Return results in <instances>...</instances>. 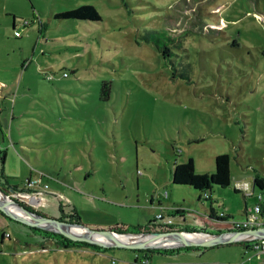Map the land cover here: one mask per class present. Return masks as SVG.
<instances>
[{"label": "rangeland", "instance_id": "374dc122", "mask_svg": "<svg viewBox=\"0 0 264 264\" xmlns=\"http://www.w3.org/2000/svg\"><path fill=\"white\" fill-rule=\"evenodd\" d=\"M86 3L102 20L54 17ZM0 83V191L14 204L67 221L75 208L94 229L165 232L160 199L185 210L170 230L210 233L227 226L221 213L242 219L255 205L235 183L264 177V0H0ZM220 153L232 179L211 199L172 183L174 162L213 172ZM41 173L61 196L44 207L27 200L41 188H25ZM31 227L0 208V264H144L139 249H67ZM186 246L149 264H264L242 242Z\"/></svg>", "mask_w": 264, "mask_h": 264}, {"label": "trees", "instance_id": "16d2710c", "mask_svg": "<svg viewBox=\"0 0 264 264\" xmlns=\"http://www.w3.org/2000/svg\"><path fill=\"white\" fill-rule=\"evenodd\" d=\"M54 17L57 19H86V20H92V21L102 20L101 13L99 12L97 7L93 3L81 4L75 8L59 11L54 14ZM13 27L16 30V22L13 23ZM16 37H20V36H16ZM167 51L168 49L164 50L163 53H166ZM0 112H1V108H0ZM5 156L6 154L4 153L3 160ZM1 173L3 174V171H1ZM3 177H6V176L3 174ZM231 179H232V174H231V169H230V155L228 153H220L215 156V170L213 172L197 173L195 170V162L192 157L188 158V160L185 162H181V163L174 162L171 168V181L173 184L190 186L194 189L202 191L205 194V198H208V199L212 198L210 193L214 185L221 186V187L229 186L231 183ZM252 187L254 191L256 187H259L261 190H264V177L261 175L254 176ZM72 210L74 211V213L72 214L71 219L68 221L72 222V221L79 220V216L76 213L75 208H73ZM184 211L185 210L181 208L180 206H177V208L173 206L172 212L170 214L172 217H174V215L183 216ZM212 213L214 212L212 211ZM262 215L264 216V203L262 205ZM217 218L221 219L219 217ZM59 219L65 220L64 216L60 217ZM221 220L223 221V219ZM206 221H209V219L207 218ZM173 223H174V220H173ZM173 223L171 225H162L160 223V225L163 227L162 230H165V229L170 230L172 229L171 227ZM31 228L33 230H38L44 233L45 237L53 238L56 241V243L59 244L60 247H63V248H67V249L71 247L80 248L85 245H88V246L91 245L94 248L105 249L104 247L99 246L97 244H90L84 241H74V240L68 239L67 237H65L64 235L60 233L48 231L46 229L38 228L35 226ZM148 231H151V230H148ZM242 243L245 246V248L249 250L250 248L249 242H242ZM185 248H193V246H186ZM139 250L144 251L142 260L139 258V256H136L135 260L136 261L141 260V262H143L144 264H149L151 252L160 251V252L168 253V252H174L177 249H157L155 248V249H139Z\"/></svg>", "mask_w": 264, "mask_h": 264}, {"label": "water", "instance_id": "95a60500", "mask_svg": "<svg viewBox=\"0 0 264 264\" xmlns=\"http://www.w3.org/2000/svg\"><path fill=\"white\" fill-rule=\"evenodd\" d=\"M8 185V184H7ZM9 190L12 193H16L17 197L21 198L22 195L18 193V189H16L14 186H9ZM1 190V189H0ZM4 192V191H3ZM10 203L9 201H3L0 200V208L8 215L12 216L13 218H16L30 226H36L39 228H43L46 230L56 231L61 234L67 235L69 238L73 240H86L91 243L103 246V247H126V248H133V249H167V248H176L180 246H186V245H193V244H201V245H214L218 243H229V242H246V241H252L256 239H264V227L259 228H252L248 229L242 232H219V233H210L205 230H199V231H191V230H171V231H165V232H155V231H142V232H118L115 230H105V229H94L91 227H88L86 225H83L80 220L77 221H66L61 220L59 218H53L48 217L44 214L38 213L37 211H32L29 208H26L22 205H19L15 203ZM3 205H9V206H15L17 209H19L24 214L33 217V218H39L41 221H34L30 220L24 217H20L18 215L12 214L8 212ZM79 227L81 229H84L86 232L90 233L94 236L93 239L81 237V236H71L66 230L71 229L73 227ZM117 234V235H130L132 237L136 236H149L145 241H126L122 239H115L111 237L110 234ZM153 233L156 234H163L168 235L172 233H183L185 235L192 234L193 236L189 237L186 236L185 239L177 240V241H164L158 239L156 236H152ZM208 237L210 240L208 243L206 242H200L201 238Z\"/></svg>", "mask_w": 264, "mask_h": 264}, {"label": "built area", "instance_id": "2783aa9c", "mask_svg": "<svg viewBox=\"0 0 264 264\" xmlns=\"http://www.w3.org/2000/svg\"><path fill=\"white\" fill-rule=\"evenodd\" d=\"M29 24L30 22L28 20H24L22 22V25L24 27ZM14 35L21 36L22 33L20 30L16 29L14 31ZM42 181H43V173L39 174L38 176L34 178L30 177L27 179V183L25 187L26 189H30L32 187L41 188V189H34L32 193L30 194L31 195L30 197L42 196V198L39 197L38 200L39 199L45 200V198H50L53 200L61 199L59 192L52 193V192L47 191L48 184L45 183L42 186ZM235 187L238 190H243L246 196L254 197L255 205L246 211V215L242 219H235L233 217L230 218L231 216L225 215V213H221L218 217L223 219V221L226 222L227 224L225 229H223L224 230L223 232L230 231V232L237 233V232H242V231L252 229V228L264 227V216L262 215V205L264 203V194L263 193L255 194V191L253 190L252 185L248 183L247 181H237L235 183ZM167 195L168 193L167 191H165L164 196H167ZM39 202L43 203V201H39ZM161 209L162 210L156 214V220L161 222L162 225H171L173 223V217L170 214L172 212V207L161 205ZM246 242H249L250 251H253L256 255L264 254V239H256V240L246 241ZM241 264H245V262L242 261Z\"/></svg>", "mask_w": 264, "mask_h": 264}, {"label": "bare ground", "instance_id": "6f19581e", "mask_svg": "<svg viewBox=\"0 0 264 264\" xmlns=\"http://www.w3.org/2000/svg\"><path fill=\"white\" fill-rule=\"evenodd\" d=\"M0 193L2 194H0V200H3V201H9L8 199H9V197H7L4 193H2L1 191H0ZM8 198V199H7ZM12 200H10L9 202L10 203H12L11 202ZM14 203V202H13ZM13 205H15V204H13ZM4 206V208L8 211V212H10V213H12V214H15V215H18V216H20V217H24V218H27V219H30V220H34V221H41V219H39V218H33V217H30V216H24V215H20L19 213H17V212H15V211H12L11 209H9V208H7V207H12V206H9V205H3ZM7 206V207H6ZM73 229H75L76 231H79L80 233H83L84 232V235L85 236H87V237H89V238H91V239H93L94 238V236L93 235H91L90 233H88V232H86L85 230H83V229H80V228H77V227H73ZM114 234V233H113ZM117 235V234H116ZM188 235V234H187ZM72 236V235H71ZM121 236H130V235H121ZM150 236V235H149ZM148 235L147 236H136V237H132V236H130V238H128V237H125V238H123L122 240H126V241H135V242H138V241H145L144 239H142V238H144V237H149ZM152 236H156L158 239H160V240H164V241H177V240H183V239H185V234H183V233H177V234H168V235H163V234H156V233H153L152 234ZM192 237L193 235L192 234H190L189 235V237ZM75 237V236H74ZM138 239H141V240H138ZM147 239V238H146ZM210 240L208 239V237H207V239H205V238H203V239H200V242H206V243H208Z\"/></svg>", "mask_w": 264, "mask_h": 264}, {"label": "crops", "instance_id": "0c3cea01", "mask_svg": "<svg viewBox=\"0 0 264 264\" xmlns=\"http://www.w3.org/2000/svg\"><path fill=\"white\" fill-rule=\"evenodd\" d=\"M20 37H22V35L20 36ZM0 85H2V83H0ZM3 150H2V148H1V151L0 152H2ZM5 154H6V152H5ZM33 178V177H32ZM16 188V187H15ZM40 198H42V196H39ZM39 197H37V196H32V197H27V200H29L30 202H32L33 204H35L36 206H39V207H44L43 206V203L42 202H38L39 200H38V198ZM33 199H36V201L35 200H33ZM152 201H153V199H151ZM158 204L161 206V205H163L162 204V202H161V200L160 199H158ZM164 206V205H163ZM172 205H169V207H171ZM174 206H180L181 207V204L180 205H174ZM182 208V207H181ZM184 209V208H183ZM183 216H184V213H183ZM205 220H207V218H205Z\"/></svg>", "mask_w": 264, "mask_h": 264}, {"label": "flooded vegetation", "instance_id": "af4514ba", "mask_svg": "<svg viewBox=\"0 0 264 264\" xmlns=\"http://www.w3.org/2000/svg\"><path fill=\"white\" fill-rule=\"evenodd\" d=\"M67 221V220H66Z\"/></svg>", "mask_w": 264, "mask_h": 264}]
</instances>
